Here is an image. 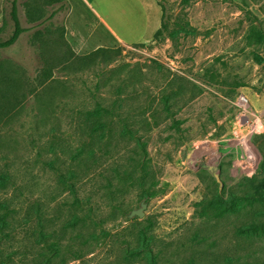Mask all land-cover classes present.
Listing matches in <instances>:
<instances>
[{"label":"rangeland","instance_id":"374dc122","mask_svg":"<svg viewBox=\"0 0 264 264\" xmlns=\"http://www.w3.org/2000/svg\"><path fill=\"white\" fill-rule=\"evenodd\" d=\"M159 1L168 10L170 31L179 29V23L189 22L196 32L166 35L145 47H114L105 60L86 67L79 60L83 55L75 54L61 39L64 13L54 14L55 5H44V0L19 2L22 26L33 29L13 47L0 50V78L3 73L15 71L16 75H9L33 82L41 71L51 70L58 80L68 79L65 85L72 94L64 103L69 107L57 113L61 130L70 133L73 154L63 158L65 162H58L57 167L89 168L90 172L96 170L114 177L106 197L122 203L121 210L106 208L95 212L92 222L69 228L58 252L53 254L54 262L148 264L146 259L125 254V248L139 223L150 218L159 244L165 243L169 264L200 261L199 257H205L201 263H216L226 254L241 255L234 264H264V232L255 233L252 243L245 245L248 249L237 254L242 247L235 239L243 221L264 211V205L257 202L264 184V0ZM42 21L44 24L38 26ZM7 22L0 33L1 40L8 39L13 30L9 16ZM150 60L163 64L168 71L151 66ZM179 76L191 84L181 86ZM141 83L146 91L141 89ZM100 84L102 93L99 91L98 98H94L93 92ZM119 85L120 97L129 100L116 109L112 104L119 98L115 93ZM173 93L179 95L170 98L168 104L175 111L183 108L172 118L152 122L147 128L135 123L134 136L116 135L128 118L131 104L145 109L157 98L154 104L160 103L162 108L161 96ZM100 94L106 106H113L107 118L109 126L99 142L88 139L83 147L76 126L78 117L71 110L93 109ZM241 95L249 100L245 110L238 104ZM192 96L194 99L188 102ZM36 104L27 103L19 115L3 116L2 119L14 118L18 124L0 125V136L34 133L30 125L36 121ZM47 114L49 128L53 114ZM72 118L76 123L69 124ZM21 123L26 124L23 129ZM24 148L31 151L26 145ZM76 153H80V160L74 161L71 156ZM51 159L45 154L40 165L46 189L54 185L48 173ZM142 159L151 176L159 180L147 201L139 200L134 177L131 181L125 177L131 171L138 175ZM97 181V176L92 175L86 189L92 191ZM231 194L235 195L232 203ZM94 199L99 200L98 196ZM58 214L56 207L45 219H55ZM22 217L23 214L16 219L21 221ZM99 221L104 222L105 233H101ZM29 236L28 227L13 236L7 264H42L43 247L30 245ZM194 237L201 240L200 246L192 245ZM227 241L235 246H223Z\"/></svg>","mask_w":264,"mask_h":264},{"label":"trees","instance_id":"16d2710c","mask_svg":"<svg viewBox=\"0 0 264 264\" xmlns=\"http://www.w3.org/2000/svg\"><path fill=\"white\" fill-rule=\"evenodd\" d=\"M157 1L162 9V22L160 29L150 43H157L163 40L166 35L176 37L181 33L194 34L196 32V29L191 27L189 22L179 23V29L170 31L168 10L159 0ZM19 2L20 0H4L5 15L3 25L0 27V33L8 25L7 16L10 18L13 30L8 39H0V50L14 46L22 34L33 29L22 27L19 17ZM51 4H54L56 8L54 14L62 12L67 15L70 11V6L65 0H44V5ZM42 24H44L43 21L38 26ZM60 34L64 44L69 47L70 45L65 39L64 22ZM147 44H136L134 46L145 47ZM113 51L114 49L111 48H100L79 57V60L84 63V67L95 65L98 61L105 60L107 54ZM255 58L258 62H261L260 57L255 56ZM150 62L151 66L168 71L163 64L154 60H150ZM7 73L8 75L3 73L0 78V125L18 124V122L13 121L14 118H2L3 116L19 115L26 110L27 103L36 102L37 104L34 108L36 121L30 125V129L35 131L34 133L27 136L22 135V137L16 135L9 137L0 136V263L7 264L11 260L9 249L13 248L11 247L13 236L18 234L20 229L28 227L30 230V245L40 244L43 247L42 264H55L53 254L58 252V246L64 240L69 228L80 222H83V224L92 222L93 214L99 211L102 212L106 208L112 207L113 209L118 208L121 210L122 203H117L111 198H109L110 202L106 201V195L110 193L109 189L114 177L105 176L102 172H97L96 170L90 172L89 168L57 167L58 162H65L63 158L73 154L70 151L72 145L70 137H68L70 133L61 130V123L57 113L59 110L69 107L64 103L66 102L65 99H68L72 94L71 89L65 85L68 79L66 81L58 80L54 75V71L51 70L41 71L33 82L29 79L22 80L20 77L12 76L17 74L15 71ZM177 79L180 81L181 86L185 83L191 84L186 78L179 76ZM58 85H61L60 89ZM144 85V83H141V89L146 91L147 89L144 88ZM99 91L102 93L101 84L93 92L94 98H98L99 95L97 93ZM121 92V85L116 86L115 93L119 98L112 104L116 106V109L122 108V103H128L127 100H129L122 99L120 97ZM173 94L171 96H161V103L164 104L162 108L159 107L160 103L158 105L154 104L157 98L150 102L145 109L131 104L130 110L127 112L128 118L125 119L124 123L122 122L121 128L118 129L116 135L125 137L131 134L134 136L133 127L135 123L142 124L147 128L151 126L152 122L172 118L183 108L181 106L175 111L172 105L168 104L170 98L179 95L178 93ZM130 99L133 100V96H130ZM193 99L194 96L188 102ZM95 104L93 109L85 107L71 110L74 117H78L76 126L80 132V137L83 139V147L86 146L88 139L99 142L105 136L109 126L107 118L112 114L111 109L113 106L109 107L104 104L102 94H100L99 100ZM46 113L53 114L52 125L49 128L46 127V120L49 116ZM42 116L44 117L41 118ZM76 122L72 118L69 124ZM25 125L23 123L19 124L22 129ZM42 127L45 131L43 133ZM151 130L149 129L148 131ZM48 137L49 139L46 140ZM25 141H27V144H25ZM25 145L30 148V152L34 153L33 155L28 149L24 148ZM45 154L53 158L49 162L51 166L48 173L52 175V184L54 185L48 189L43 186V177H41L43 168L40 167L43 164ZM143 155L146 154L143 153ZM79 157L80 153L71 156L74 161L80 160L78 159ZM98 160L97 157L96 161ZM140 168L137 176L131 171V173H126L125 177L129 178V181L134 177L138 184L139 200L147 201L150 198V190L157 185L159 180L155 176H151L146 166V160L142 159L140 161ZM115 173L118 176L121 173V169H117ZM94 174L98 178L97 184L92 191H88L86 183ZM259 190L257 202L260 205H264V184L261 185ZM96 196H98L99 200L94 199ZM229 201L231 203L235 201L234 194L230 195ZM56 207H58V215L60 216L46 220L45 216L50 214V212L53 213ZM259 212L241 223L242 230L235 234V239L237 240V245L239 244L242 248H239L236 254L239 250L248 249L245 245L252 243V236L255 233L264 232V211ZM21 214H23V217L19 221L16 218ZM103 223V221L97 223L101 233H105ZM154 225L150 218L141 221L138 230L132 235V239L126 242L125 254L146 259L148 264H169V260L165 257V243L159 244L161 241L155 233ZM200 241L198 237H194L191 240L194 246H200ZM223 246L228 248L235 245L231 241H227L223 242ZM229 256L226 254L220 261L210 264H234L241 257V255L238 257ZM73 258H75V255ZM198 259L202 261L205 260V257H199ZM200 261L192 259L186 264H204Z\"/></svg>","mask_w":264,"mask_h":264},{"label":"crops","instance_id":"0c3cea01","mask_svg":"<svg viewBox=\"0 0 264 264\" xmlns=\"http://www.w3.org/2000/svg\"><path fill=\"white\" fill-rule=\"evenodd\" d=\"M65 1L70 4L63 19L65 39L78 55L100 48L150 43L161 27L162 9L157 0ZM4 15V0H0V27Z\"/></svg>","mask_w":264,"mask_h":264},{"label":"built area","instance_id":"2783aa9c","mask_svg":"<svg viewBox=\"0 0 264 264\" xmlns=\"http://www.w3.org/2000/svg\"><path fill=\"white\" fill-rule=\"evenodd\" d=\"M238 104L242 109H247L249 107V100L245 95H241L238 98Z\"/></svg>","mask_w":264,"mask_h":264},{"label":"water","instance_id":"95a60500","mask_svg":"<svg viewBox=\"0 0 264 264\" xmlns=\"http://www.w3.org/2000/svg\"><path fill=\"white\" fill-rule=\"evenodd\" d=\"M210 170H211V171H215L216 169H215V168H210ZM216 178H217V181H218L219 183H222L221 178L219 177V175L216 174ZM138 215H139L140 217H143V213H142V211H139V212H138Z\"/></svg>","mask_w":264,"mask_h":264}]
</instances>
